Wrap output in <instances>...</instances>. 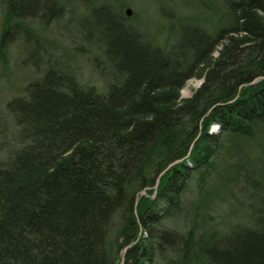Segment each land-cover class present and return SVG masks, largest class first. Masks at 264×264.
Here are the masks:
<instances>
[{"label":"trees","instance_id":"16d2710c","mask_svg":"<svg viewBox=\"0 0 264 264\" xmlns=\"http://www.w3.org/2000/svg\"><path fill=\"white\" fill-rule=\"evenodd\" d=\"M88 1L0 0V79L16 41L52 54L6 104L0 264H264V0L212 3L189 40L133 34L123 3L128 27L89 26ZM73 2L60 47L42 31Z\"/></svg>","mask_w":264,"mask_h":264},{"label":"rangeland","instance_id":"374dc122","mask_svg":"<svg viewBox=\"0 0 264 264\" xmlns=\"http://www.w3.org/2000/svg\"><path fill=\"white\" fill-rule=\"evenodd\" d=\"M216 1L218 0H111V7L106 8V10H99L89 0V5L84 10V13L88 15L89 26L96 21L97 15L104 14L106 17L109 18L110 16L119 22L120 25H117V29L120 26L126 28L128 26L121 23L118 19L120 4L125 2L122 11L125 15L128 14L126 8H131L130 15H125V17L127 22H130L129 31L133 34L142 33L146 40H189L190 35L195 32L198 33L202 29L212 31L213 28L217 27L216 23L212 21L216 18L217 13L211 7L212 3L214 4ZM225 7H227V4H225ZM50 10L48 8L42 9V20L50 14ZM81 10L78 2L70 3L66 6L63 14H56L58 18L57 24L55 20L50 21L47 28L45 27L42 31V34L57 40L60 47L62 45L68 46V35L70 36L68 30L72 27L70 18L78 15L77 12ZM1 18L2 10L0 8V30ZM79 21L80 17L75 25ZM63 32H65L64 35L62 34ZM18 42L12 43L9 47L6 64L8 70L5 71V76L0 79V139L6 137L7 140H10L12 121L6 110L8 100L19 95L22 86L26 84V80L34 77V64L38 65L43 59L52 56V54L38 49V40H20ZM219 48L220 46L213 52L212 55L214 57L218 55ZM41 70H43L42 67L39 68V71ZM90 70L88 65H81L78 68L74 67V73L78 80L91 85L96 84L98 80L96 76L92 82L88 79ZM199 84V78H191L185 82L181 90H183L184 95H191ZM2 127L3 129H1ZM7 128H9V131Z\"/></svg>","mask_w":264,"mask_h":264},{"label":"clouds","instance_id":"9594fccd","mask_svg":"<svg viewBox=\"0 0 264 264\" xmlns=\"http://www.w3.org/2000/svg\"><path fill=\"white\" fill-rule=\"evenodd\" d=\"M205 83V81L202 79L200 81V86H203V84ZM199 89H195L194 91H192V94L191 95H184L183 94V90H181V99L182 100H190L192 99V97L195 95V91H198ZM220 128V125L218 124H214V125H210V128H209V134L212 135V134H216V132L219 130Z\"/></svg>","mask_w":264,"mask_h":264},{"label":"water","instance_id":"95a60500","mask_svg":"<svg viewBox=\"0 0 264 264\" xmlns=\"http://www.w3.org/2000/svg\"><path fill=\"white\" fill-rule=\"evenodd\" d=\"M127 12H128V14L131 13V12L129 11V9H127ZM141 193L143 194L144 191H142ZM128 246H129V245H128ZM128 246H125V247L122 248L121 251H120V256L122 257V259H123V256H124V252H125V250H126V248H127Z\"/></svg>","mask_w":264,"mask_h":264},{"label":"bare ground","instance_id":"6f19581e","mask_svg":"<svg viewBox=\"0 0 264 264\" xmlns=\"http://www.w3.org/2000/svg\"><path fill=\"white\" fill-rule=\"evenodd\" d=\"M125 2H123V5H124ZM123 7V6H122ZM126 9H129V11H131V8H126ZM2 10V9H1ZM3 13V11H2ZM126 16H129L130 14H125ZM130 23V22H129Z\"/></svg>","mask_w":264,"mask_h":264}]
</instances>
